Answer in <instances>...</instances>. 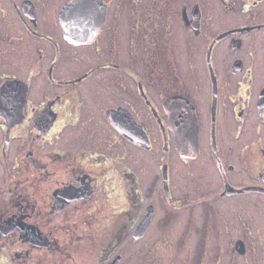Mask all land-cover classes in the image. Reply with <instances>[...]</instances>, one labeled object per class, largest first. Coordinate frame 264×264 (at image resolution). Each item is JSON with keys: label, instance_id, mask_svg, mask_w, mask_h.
Wrapping results in <instances>:
<instances>
[{"label": "flooded vegetation", "instance_id": "flooded-vegetation-1", "mask_svg": "<svg viewBox=\"0 0 264 264\" xmlns=\"http://www.w3.org/2000/svg\"><path fill=\"white\" fill-rule=\"evenodd\" d=\"M74 2L0 0V264H264V0Z\"/></svg>", "mask_w": 264, "mask_h": 264}, {"label": "water", "instance_id": "water-1", "mask_svg": "<svg viewBox=\"0 0 264 264\" xmlns=\"http://www.w3.org/2000/svg\"><path fill=\"white\" fill-rule=\"evenodd\" d=\"M86 1L93 2V0H75L70 6L65 7L62 14V24L67 35H74L82 29L84 38L78 41H84L86 35L90 34L85 31L86 23L83 19L88 16ZM165 106L169 113L168 125L174 132L177 152L182 159L194 158L199 151V127L194 108L182 94L168 97ZM165 177L167 178V174ZM143 224L145 225L146 222ZM116 261L118 259L114 262Z\"/></svg>", "mask_w": 264, "mask_h": 264}, {"label": "rangeland", "instance_id": "rangeland-1", "mask_svg": "<svg viewBox=\"0 0 264 264\" xmlns=\"http://www.w3.org/2000/svg\"><path fill=\"white\" fill-rule=\"evenodd\" d=\"M183 25V24H182ZM179 31L181 32V31H183V26H182V28H180L179 27ZM179 37H181L182 38V42H181V45H182V61H183V49L185 48V40H186V36H184L182 33L180 34V36ZM177 59H178V62H179V66H180V69H182L183 70V64H182V61H181V57H180V52H179V50L177 51ZM181 64V65H180ZM174 152V154H175V156H176V152L175 151H173ZM151 153H154L155 155H156V157L155 156H152V154H150L151 156L148 158V157H146V156H143L142 158H145V164L146 165H148V166H150L151 168H153L152 169V171H154V167H155V159L158 157V151H153V152H151ZM175 161H178V160H176V159H173V162H174V167H179V168H182V165L180 164L179 165V162L177 163V162H175ZM96 248H94L93 249V251H92V257H95V252L96 251H94ZM97 251H98V249H97ZM130 252L131 251V249L130 248H128V249H119V252ZM148 250H143V249H141L140 251H139V256H140V262H139V264H148L146 261H142V258H143V256H145V254H146V252H147ZM166 253V252H165ZM81 254H83V257L81 258V261H80V263L79 264H89V262L87 261V259L85 258V256H84V252H82ZM90 254V253H89ZM167 255L166 256H168V255H170V253L168 254V253H166ZM91 255V254H90ZM90 255H89V258H90ZM129 256H130V254H129ZM128 257V256H127ZM130 258V257H129ZM93 260V259H92ZM115 260H116V258H115ZM114 260V261H115ZM114 261H112V262H114ZM181 261V258H179V260L178 261H175V258L174 257H165V259L163 258L159 263H162V264H182V262H180ZM171 262V263H170ZM92 264H97V262H94V261H92ZM100 264H102V263H100ZM110 264V263H109ZM127 264H133V262L129 259V263H127ZM137 264V263H136Z\"/></svg>", "mask_w": 264, "mask_h": 264}]
</instances>
